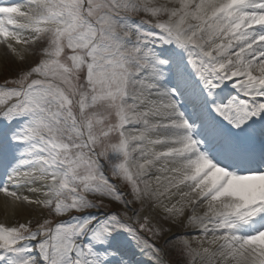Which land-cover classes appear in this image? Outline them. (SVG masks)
<instances>
[{
    "label": "snow or ice",
    "instance_id": "6c2138e0",
    "mask_svg": "<svg viewBox=\"0 0 264 264\" xmlns=\"http://www.w3.org/2000/svg\"><path fill=\"white\" fill-rule=\"evenodd\" d=\"M0 264H264V0H0Z\"/></svg>",
    "mask_w": 264,
    "mask_h": 264
},
{
    "label": "bare ground",
    "instance_id": "6f19581e",
    "mask_svg": "<svg viewBox=\"0 0 264 264\" xmlns=\"http://www.w3.org/2000/svg\"><path fill=\"white\" fill-rule=\"evenodd\" d=\"M0 201H2V197H0Z\"/></svg>",
    "mask_w": 264,
    "mask_h": 264
}]
</instances>
